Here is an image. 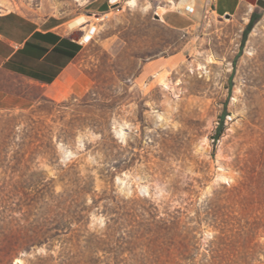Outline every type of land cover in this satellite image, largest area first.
<instances>
[{
	"label": "rangeland",
	"instance_id": "374dc122",
	"mask_svg": "<svg viewBox=\"0 0 264 264\" xmlns=\"http://www.w3.org/2000/svg\"><path fill=\"white\" fill-rule=\"evenodd\" d=\"M127 1L0 0L97 28L63 80H13L21 98L0 108V264H264V158L243 101L264 10L243 0L179 31L155 13L169 0Z\"/></svg>",
	"mask_w": 264,
	"mask_h": 264
},
{
	"label": "crops",
	"instance_id": "0c3cea01",
	"mask_svg": "<svg viewBox=\"0 0 264 264\" xmlns=\"http://www.w3.org/2000/svg\"><path fill=\"white\" fill-rule=\"evenodd\" d=\"M191 1L194 9L167 10L163 23L187 31L202 15L209 12L236 14L243 3V0ZM171 4L169 0L164 6L170 7ZM107 5L103 2L99 7L106 11ZM256 5L264 10V0H257ZM169 13L180 15L182 22L167 20ZM68 21L55 15L41 19L18 11L0 12V108L10 107L21 98L12 89L13 80L24 79L42 86H53L66 77L83 45L82 38L74 37L67 30ZM82 31L85 35L87 30Z\"/></svg>",
	"mask_w": 264,
	"mask_h": 264
},
{
	"label": "bare ground",
	"instance_id": "6f19581e",
	"mask_svg": "<svg viewBox=\"0 0 264 264\" xmlns=\"http://www.w3.org/2000/svg\"><path fill=\"white\" fill-rule=\"evenodd\" d=\"M171 1L173 4H171L170 7L161 5L158 7V9H156L155 13L161 17V20H163V15L167 10L180 8L183 5L187 6L186 9L188 7L189 8L192 7L194 9L193 1L191 0H181L178 2H176L175 0H171ZM114 2H119V0H114ZM127 2L131 5H135L137 3V0H128ZM146 7H150V6L148 5ZM187 11L189 10L187 9ZM90 18L91 17L88 15H79L74 19L68 21L67 23V26L70 29L81 27L82 29L84 28L87 30L85 36L83 37V42L88 41V38H92L97 31L96 26L93 23H91ZM208 61L216 62L217 60L215 57L209 56ZM200 68H202V66ZM161 80L165 82L163 77L161 78ZM263 81H264V64H262L258 69H256V71L253 72V74L248 76L245 96L243 97V101L247 106L246 114L249 125L253 129V134L255 136V139L257 138L256 140L257 144L256 145H254L255 143L252 144L251 151H253V153L256 152L258 154L257 156L258 158L260 157L264 158V146L262 147L261 139L258 138L259 134H257L258 130H260L262 127L264 128V104H263L264 99H261L262 95L264 94V91H262L261 86H259L258 88H254L250 85L252 84L259 85ZM234 101L238 103V96L234 98ZM249 131H251V129ZM17 261L22 262V259L18 258Z\"/></svg>",
	"mask_w": 264,
	"mask_h": 264
},
{
	"label": "trees",
	"instance_id": "16d2710c",
	"mask_svg": "<svg viewBox=\"0 0 264 264\" xmlns=\"http://www.w3.org/2000/svg\"><path fill=\"white\" fill-rule=\"evenodd\" d=\"M253 22H254V17H253V19H251V22H250V24H249L248 29H250V27L252 26ZM221 133H222V130L220 129L219 131H217V133H216V137H219ZM80 214H81V213H80ZM170 216H171V218H169V220H170V224H167V222H165V226H170V228H173L175 225L178 224V222H179V219H178V218H179V217L176 216V215H172V214H170ZM80 217H81V216L77 217V220H78V221H80ZM82 217H83V216H82ZM172 217H173V219H172ZM164 229H166V228H164Z\"/></svg>",
	"mask_w": 264,
	"mask_h": 264
},
{
	"label": "water",
	"instance_id": "95a60500",
	"mask_svg": "<svg viewBox=\"0 0 264 264\" xmlns=\"http://www.w3.org/2000/svg\"><path fill=\"white\" fill-rule=\"evenodd\" d=\"M229 15H230V14H228V16H229ZM156 16H157V18L161 19V17H160L158 14H157Z\"/></svg>",
	"mask_w": 264,
	"mask_h": 264
},
{
	"label": "built area",
	"instance_id": "2783aa9c",
	"mask_svg": "<svg viewBox=\"0 0 264 264\" xmlns=\"http://www.w3.org/2000/svg\"><path fill=\"white\" fill-rule=\"evenodd\" d=\"M91 38H88V41L90 40Z\"/></svg>",
	"mask_w": 264,
	"mask_h": 264
}]
</instances>
